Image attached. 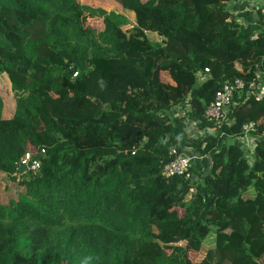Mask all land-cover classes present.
Masks as SVG:
<instances>
[{
  "label": "trees",
  "instance_id": "obj_1",
  "mask_svg": "<svg viewBox=\"0 0 264 264\" xmlns=\"http://www.w3.org/2000/svg\"><path fill=\"white\" fill-rule=\"evenodd\" d=\"M115 1L128 31L80 0H0L14 97L10 116L0 99V173L20 187L0 204V264H264V97L247 94L264 80V28L238 22L230 0ZM233 79L230 123L204 133ZM169 148L208 170L165 178ZM25 152L38 167L19 173Z\"/></svg>",
  "mask_w": 264,
  "mask_h": 264
},
{
  "label": "built area",
  "instance_id": "obj_2",
  "mask_svg": "<svg viewBox=\"0 0 264 264\" xmlns=\"http://www.w3.org/2000/svg\"><path fill=\"white\" fill-rule=\"evenodd\" d=\"M204 72H207V69H204ZM201 78V75L196 74V81ZM243 82L240 79L227 80L223 82L220 87L216 90L213 100L206 106L203 112L205 120L211 123V127L206 129L204 133L213 134L215 131L221 133V127L224 124L230 123L228 118L229 113V104L232 99L233 94L240 90L243 87ZM248 95H253L256 101L261 100L264 97V80L262 79L256 86L255 91L248 90ZM188 124V129L191 128L192 123L186 122ZM190 123V128H189ZM252 123H247L242 125L243 135L238 138V141H249V144L252 145V141L248 139V135L252 131ZM191 131V130H190ZM41 153L43 150L40 151ZM168 153L173 157L162 167V175L167 178L171 176H183L185 178L190 177L191 172L190 168L195 161H200L201 156L195 152L184 153L176 152L175 149L169 148ZM29 162V166H26ZM19 165L26 166L25 171H34L38 167V160L30 155V153L25 152L22 157H20Z\"/></svg>",
  "mask_w": 264,
  "mask_h": 264
},
{
  "label": "rangeland",
  "instance_id": "obj_3",
  "mask_svg": "<svg viewBox=\"0 0 264 264\" xmlns=\"http://www.w3.org/2000/svg\"><path fill=\"white\" fill-rule=\"evenodd\" d=\"M83 4L89 6H96L103 8L105 10L114 11L118 14L123 15L127 20V26L124 28L128 31L130 28L135 26L133 13L127 9L122 8L118 2L115 0H80ZM87 24L93 26H99V22L96 20L88 19ZM34 32H39V27L37 24H31L29 26ZM146 38L152 42H160L161 38L154 32L143 31ZM0 99L3 104L4 116H10L12 112V106L14 105L13 92L10 90L9 81L4 76L0 75ZM245 146L248 148L249 141L246 140ZM198 154V153H197ZM200 155V154H199ZM201 160L194 162L192 164V171L196 170L197 176L202 177V175L208 170L209 160L208 157L203 155ZM197 163H199L197 165ZM20 173V172H19ZM20 191L19 185L16 181L10 180L5 174L0 173V204H7L9 200L15 198L16 194ZM212 244V235H208L201 243L202 246H209ZM194 250L188 251V258L191 260L195 255Z\"/></svg>",
  "mask_w": 264,
  "mask_h": 264
},
{
  "label": "crops",
  "instance_id": "obj_4",
  "mask_svg": "<svg viewBox=\"0 0 264 264\" xmlns=\"http://www.w3.org/2000/svg\"><path fill=\"white\" fill-rule=\"evenodd\" d=\"M230 12L234 14L238 22L255 23L261 28H264V0H230L229 1ZM259 14L262 17H259ZM248 139L251 140L250 135ZM252 145H248V149H251Z\"/></svg>",
  "mask_w": 264,
  "mask_h": 264
},
{
  "label": "water",
  "instance_id": "obj_5",
  "mask_svg": "<svg viewBox=\"0 0 264 264\" xmlns=\"http://www.w3.org/2000/svg\"><path fill=\"white\" fill-rule=\"evenodd\" d=\"M26 166H29V162L27 163ZM26 166L16 164L15 165V168L17 169L18 172L23 173L26 170Z\"/></svg>",
  "mask_w": 264,
  "mask_h": 264
},
{
  "label": "clouds",
  "instance_id": "obj_6",
  "mask_svg": "<svg viewBox=\"0 0 264 264\" xmlns=\"http://www.w3.org/2000/svg\"><path fill=\"white\" fill-rule=\"evenodd\" d=\"M24 172H26V171H24Z\"/></svg>",
  "mask_w": 264,
  "mask_h": 264
}]
</instances>
